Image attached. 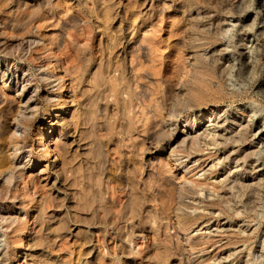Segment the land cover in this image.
Masks as SVG:
<instances>
[{"label": "rangeland", "instance_id": "rangeland-1", "mask_svg": "<svg viewBox=\"0 0 264 264\" xmlns=\"http://www.w3.org/2000/svg\"><path fill=\"white\" fill-rule=\"evenodd\" d=\"M197 54L202 58L193 68ZM56 59L68 66L66 74ZM109 60L124 65L133 89L140 85L147 90V99L163 103L155 106L159 113L152 127L157 129L163 120L164 136L147 138L148 129L142 125L146 106L137 103V132L129 136L123 132L121 108L105 102L104 87L95 81L97 68L104 71ZM0 63L13 73L6 85V76L0 73V105L8 100V106H25L33 94L28 106L37 107L25 133L19 126H14L12 138L6 132L3 155L16 162L26 151L36 158L32 171H42L41 185L46 177L50 182L55 179L46 212L54 213L56 220L65 217L69 224V232L63 229L51 247V260L57 264H264V0H0ZM195 70L206 74L211 93L222 90L183 106L191 101L189 89L194 85L185 81ZM23 73L39 81H23ZM43 73L52 87L40 79ZM69 89L74 90L71 95ZM49 96L54 103L69 101L74 118L66 122L57 118ZM174 103L176 111L171 114ZM210 107L214 112L198 134L211 129L215 138L208 136L202 150H185L183 131ZM239 123L250 128L248 137L221 144L220 135L229 131L234 135ZM59 131L64 146L55 150ZM109 183L123 186L122 196L128 199L124 204L111 203ZM20 188L25 202L32 205L39 193ZM176 206L186 213L175 215ZM5 210L7 206L0 203V213ZM22 213L29 217L34 208ZM116 213L133 225L139 253L121 254L113 245L119 238H113L109 229ZM187 214L190 223H177ZM33 226L29 218L28 231L21 234L22 245L14 255L5 234L11 225L0 217V256L6 249L7 264H17L24 250L28 261L33 260L41 246L51 243L43 234L29 248L27 235ZM151 226L158 228V242ZM177 233L185 238L179 240L180 248ZM190 239L195 246H190Z\"/></svg>", "mask_w": 264, "mask_h": 264}, {"label": "bare ground", "instance_id": "bare-ground-1", "mask_svg": "<svg viewBox=\"0 0 264 264\" xmlns=\"http://www.w3.org/2000/svg\"><path fill=\"white\" fill-rule=\"evenodd\" d=\"M142 4V3H141ZM101 18V17H100ZM109 20V19H108ZM60 44V43H59ZM110 46V45H109ZM118 46V45H117ZM109 48V47H108ZM118 49V48H117ZM197 53V52H196ZM118 54V53H117ZM145 56V55H144ZM202 58V56L200 57L199 54H197V56L194 58V64L192 65V67L194 68V66L196 67L195 63L200 62L198 59ZM42 59V58H41ZM96 61V60H95ZM53 62V61H52ZM46 67L48 66V61L45 63ZM54 64V63H53ZM55 64L57 65V67H60V69H63V71L68 72L69 68L68 66H64V63L60 60V59H56L55 60ZM106 66V67H105ZM105 70L102 71L101 69H99V67L97 68V71L95 73V81L97 82L98 86H102L104 87V89H102V93L104 94L105 97V102L109 103L111 102L112 104H114L115 106L121 108V115H122V130L123 132L129 136L135 132H137V124L134 121V115L136 113L134 106L137 103L138 106H146L143 111V113L146 115L145 117V121L142 123L143 127L148 129V136L147 138H154L155 136L159 137L160 136H164L167 132L165 130V122L163 120H161L159 127L157 129L153 128V122L154 120V116L157 115L159 113V110L156 109V105H160L163 106V103L160 104L159 103H155L156 100L154 101L155 98L147 99V90L145 88H142L140 85H136L137 88L133 89L131 87V84L129 82V79L127 77V72L126 69L124 67L123 64L119 63L117 64H112L111 60H109V62L105 65ZM62 67V68H61ZM3 65L0 63V73L1 76L4 77L6 76V79L4 81V85H6L5 83L11 78L12 74L10 72L7 73V71H5L3 69ZM12 72V71H11ZM95 72V70H94ZM132 72V71H131ZM16 73V72H14ZM11 74V76H10ZM64 74V75H65ZM141 74H136L137 77H139ZM205 73L195 70V71H189V79L187 81L192 82V84L194 86H191L189 89V94L191 95V101H185L184 103H182L183 106H190L192 105L191 103L206 99L209 95H213L215 96V94L219 95V92H221L222 88L216 89L214 90L212 93L210 91V87L209 84L205 78ZM32 74H27L25 75L24 73L22 74V80L26 81V82H31L32 80H35V82L39 81L37 79H33L32 78ZM145 77V76H142ZM147 77V76H146ZM61 78V77H59ZM40 79L45 83V85L49 86L51 84V87L53 86L52 81H50L49 77L47 76L46 73L41 74ZM140 79V78H139ZM208 79V78H207ZM60 80V79H59ZM61 82V81H60ZM135 82V81H134ZM139 84V82H138ZM188 85V84H187ZM25 84L22 85V89L25 88ZM61 86V85H60ZM189 86V85H188ZM90 87V86H89ZM83 90V89H82ZM33 93L36 92V90L34 89L32 91ZM67 93H70V95L74 92H72L71 89L66 91ZM149 93V92H148ZM33 95V94H31ZM31 95L25 100L24 104L25 106H8L9 105V101L5 100V102H3L0 105V203L1 204H5L7 206V210L2 211L0 213V217L6 221H8L9 226L11 225L10 229L8 232H6V236L9 239V247H12L14 249V255L17 254L16 249L19 248L22 245V238H21V234L25 233L28 231L27 228V222L29 221V218L32 219V223H34L35 226H33L32 228L29 229L28 235H27V241L30 242L33 240H35L36 238L42 236L43 234H45L46 238L48 240H50L48 244H45V246H41L39 248V256L33 260H29L27 259V253H24V251L19 255L17 261V264H34V261H40L42 262V264H57V261L55 260H51V254H50V249L51 247L54 245L55 241L60 238V235H62V230H64V232L68 233L69 230V224L65 221V217H61L58 218L57 220L55 219V215L54 213H50L48 214L45 210V204L47 202V198L48 195L51 193V189L54 187L55 183V179L50 182L49 179H47L48 177H46L45 182L41 185V183L38 181L39 178V174L42 172L40 169L39 170H35L32 171V168L34 167V165L36 164V158L30 154V152H26V151H22V158L20 161H13L12 159H8L7 157H5V155H3V148H4V136L5 134H7L6 132L9 130L10 131V135L9 138H12V136L16 133V129L14 128V126H19L24 130V133L26 132V129L30 126V122L33 119L34 113L36 111L35 106H28V104L30 103L29 100L31 98ZM48 95V94H47ZM46 95V96H47ZM18 96V95H17ZM23 98V97H22ZM26 98V97H25ZM24 98V99H25ZM2 99V98H1ZM48 102L50 103V105H52L51 107H54V112H55V116L57 118H59L60 120H63L64 122L66 121H70L74 118L75 115V108L72 105L68 106L69 101L64 100L63 102H55L51 101L52 97L49 96L47 98ZM97 100V99H96ZM147 100V101H146ZM193 100V101H192ZM1 101V100H0ZM17 101V99H16ZM20 101V99H19ZM22 102V101H21ZM147 102V103H146ZM179 102V101H178ZM136 104V105H137ZM15 105V104H14ZM106 105V104H105ZM173 107L169 110V112L171 114H174L176 111V103H174L172 105ZM106 107V106H105ZM142 108V107H141ZM52 112V111H51ZM60 112V113H59ZM142 112V111H141ZM158 112V113H157ZM161 112V109H160ZM203 112V111H202ZM214 109L213 108H208V110H206L205 112L201 113V115H199L198 118L193 119L191 122H189V117H187L184 122L185 124L183 125L184 127H186V124H192L191 126L188 125L189 127L185 129V132L183 131V138L181 140V144L185 147V150H191V149H197L202 150V146L207 144L208 142L206 141L208 136H211L210 138H215V131L211 129L206 131L204 134H198V130L204 126L206 124V122H208L209 118H208V114L213 113ZM62 113V114H61ZM224 113V112H223ZM80 114V113H79ZM161 114V113H160ZM119 115V114H118ZM120 115V116H121ZM162 115V114H161ZM170 115V114H169ZM54 116V117H55ZM163 116V115H162ZM171 117V116H170ZM88 118V117H87ZM95 118V117H94ZM90 119V118H89ZM93 119V118H92ZM116 119V118H115ZM119 119V118H118ZM163 119V118H162ZM86 120V118H85ZM218 120V119H217ZM227 119H223V121H226ZM140 121V120H139ZM238 121V120H237ZM236 121V123H237ZM70 123V122H69ZM86 123V122H85ZM219 123V122H218ZM224 123V122H223ZM220 124V123H219ZM225 124V123H224ZM158 125V124H157ZM238 127H241L239 129V131H236L234 133V135H230V131L227 133H224L223 135L221 134L220 136L222 137V142L221 144H224L226 142V140H230L233 142H237V141H242L245 140L248 135H249V131L250 128L246 127V126H241V124H237ZM164 126V127H163ZM183 127V130H184ZM206 127V126H205ZM95 130V129H94ZM94 132V131H93ZM67 133V132H66ZM44 136L47 135L45 134V132L43 133ZM73 135V134H72ZM96 135V134H95ZM94 135V136H95ZM56 140L53 144L54 149L55 150H59L60 147L63 148L64 146V136L61 133V131L57 132L56 134ZM140 138V137H139ZM50 140V136L48 138ZM48 139H45L41 144H43V146H46V142ZM156 139V138H155ZM160 139V138H159ZM6 140V138H5ZM17 141V139H15ZM153 140V139H152ZM72 141V140H71ZM132 141V145L136 144V140L135 138L131 140ZM66 142V141H65ZM207 142V143H206ZM51 143V142H50ZM69 143V142H68ZM154 143V142H153ZM68 146V145H67ZM47 152H50L49 147H46ZM183 148V147H182ZM54 150V151H55ZM99 150V149H98ZM171 153L172 155L175 154V149H171ZM61 151V150H60ZM68 151V150H67ZM127 152V151H126ZM179 154V151H177ZM176 152V153H177ZM181 152V151H180ZM189 152V151H188ZM51 153V152H50ZM170 153V154H171ZM183 153V152H182ZM187 153V152H186ZM58 154V153H57ZM190 154V153H189ZM176 155V154H175ZM184 155V154H183ZM186 155V154H185ZM188 155V154H187ZM65 156V155H64ZM125 156V155H124ZM103 156H101L102 158ZM178 159V158H177ZM176 159V160H177ZM111 161V160H110ZM130 165V164H129ZM59 166V165H58ZM25 168H30V173L26 174L24 169ZM35 169V168H34ZM66 170V169H65ZM133 170V168H132ZM61 171V170H60ZM119 174V177H122V173L121 170L118 168L116 170ZM69 172V171H68ZM52 176V175H51ZM69 177V176H68ZM115 177V176H114ZM96 178V177H95ZM167 180V178H165ZM60 181V180H59ZM125 181V180H124ZM137 181V180H136ZM64 182V181H63ZM66 183V182H65ZM152 183V182H151ZM192 183V182H191ZM49 184V185H48ZM95 184V183H94ZM248 184V183H247ZM20 185H22V187H24L25 190H28L29 187H31V189H33V193H39L38 196H36V201H34V203L32 205H30L28 202H25V198L23 196V194L20 192L21 188ZM66 185V184H65ZM75 185V184H74ZM80 185V184H79ZM98 185V183H97ZM45 186H48L47 189H44ZM77 186V184H76ZM109 197H110V201L113 204V202H115L116 200L118 202H121V204H124V201H127L128 199L125 196H122V187H115L113 184L110 185L109 183ZM129 186V185H128ZM127 186V187H128ZM80 187V186H79ZM97 187V186H96ZM62 189V188H61ZM69 190V189H68ZM88 190V189H87ZM86 191V190H85ZM97 191V190H96ZM55 193H59V191L55 190ZM129 192V191H128ZM179 193V192H178ZM247 193V192H246ZM68 194V193H67ZM118 195V197H116L115 195ZM175 194V193H174ZM101 196V195H100ZM150 196V195H149ZM142 197V196H141ZM96 198V197H94ZM64 199V198H63ZM88 199V198H87ZM148 199V198H147ZM72 200V199H71ZM90 201V200H89ZM147 201V200H146ZM92 202V201H90ZM66 203V201H65ZM68 204V202H67ZM71 204V202H70ZM74 204V203H72ZM76 204V203H75ZM192 205V204H191ZM57 206V205H56ZM117 206V205H116ZM29 207L34 208V213L32 215H30L28 217L27 213H22L24 210H28ZM59 207V206H58ZM71 207V206H70ZM74 208V207H73ZM172 208V207H171ZM72 210V209H70ZM110 210V209H109ZM176 213L175 215L179 216L183 213H186L185 211H182L179 207L176 206ZM54 211V210H53ZM65 211V210H64ZM83 211V210H81ZM52 212V211H51ZM57 212V211H56ZM62 212V211H61ZM60 212V213H61ZM69 212V211H68ZM71 213L74 212L70 211ZM69 212V213H70ZM101 212V211H100ZM173 212V211H172ZM31 213V212H30ZM78 213V212H77ZM86 214V213H85ZM113 214V213H112ZM59 215V214H58ZM57 215V216H58ZM69 215V214H68ZM174 215V214H173ZM87 216V215H86ZM114 216V215H113ZM115 216L117 218H115L113 224H111V227L109 229V233L110 235L114 238V237H118L119 239L115 242L113 241V245H116V248L119 249L121 254L124 253H133V252H137L139 253L140 251V247L138 242L135 243V241H133V236L135 235V232L133 231V225L132 224H128V223H124V221L126 220L124 217H120L118 216V214L116 213ZM59 217V216H58ZM91 217V216H90ZM114 218V217H113ZM98 221V220H97ZM191 219H190V215H185V217H182V220H178L177 223H181V224H186V223H190ZM52 223V224H51ZM56 224L55 226H53V224ZM192 224V223H191ZM80 225V224H79ZM77 226V225H76ZM148 226V225H147ZM182 226V225H181ZM105 227V226H104ZM94 228V227H93ZM186 228V227H185ZM47 229V232L53 231V236L50 237L47 232L44 233ZM76 229V228H75ZM73 229V230H75ZM161 229V227H160ZM180 229V228H179ZM89 230V229H88ZM94 230V229H93ZM151 230L156 232L154 235L155 238V242H158L157 240V236L159 234L158 233V228L151 226ZM139 231V230H138ZM142 231V230H141ZM182 231V230H181ZM184 231V230H183ZM178 232V230H177ZM73 233V232H72ZM150 233V232H149ZM186 234V233H184ZM88 235V234H87ZM233 235V234H232ZM182 235H180L179 233L176 234L177 240H176V247L180 248V239H185L181 237ZM48 237H50L51 239H49ZM67 237V236H66ZM108 237V236H107ZM233 237V236H232ZM110 238V237H108ZM175 238V237H174ZM237 238V237H236ZM235 238V239H236ZM24 239V238H23ZM135 239V238H134ZM138 239V238H137ZM152 240V239H151ZM187 240V239H186ZM194 240V239H193ZM234 240V239H232ZM58 241V240H57ZM183 241V240H182ZM203 241V240H202ZM230 241V240H229ZM213 242V241H212ZM228 242V241H227ZM27 243V242H26ZM25 243V244H26ZM37 243V242H36ZM59 243V242H58ZM133 245H132V244ZM190 246L194 245L195 243H191V239L189 241ZM138 244V245H137ZM28 245V244H27ZM91 245V244H90ZM97 245V244H96ZM137 245V247H135ZM32 246V243L30 246H28L29 248ZM105 246V245H104ZM103 246V247H104ZM111 246V245H110ZM181 246H183L181 244ZM195 246V245H194ZM39 247V246H38ZM55 247V246H54ZM112 247V246H111ZM185 247V246H184ZM33 248V247H31ZM89 248V246H88ZM136 248V249H135ZM11 249V248H10ZM91 249L92 245H91ZM116 250V249H115ZM182 250H184V248H182ZM188 250V249H187ZM54 251V250H53ZM29 252V251H28ZM35 252V251H34ZM56 252V251H55ZM89 252V251H88ZM177 252V251H176ZM7 250H4V253L0 256V264H7L6 263V255ZM118 253V254H120ZM152 253V252H151ZM186 254V252L184 253ZM188 254V253H187ZM155 255V254H154ZM181 255V254H179ZM168 256V255H167ZM32 257V256H31ZM186 257V256H185ZM34 258V257H33ZM56 259V258H55ZM128 259V258H127ZM167 260V259H166ZM188 260V259H186ZM185 260V261H186ZM54 261V262H53ZM246 261H249L248 259ZM146 262V261H145ZM176 262V261H175ZM129 263V262H128ZM136 263V261H135ZM190 263V262H189ZM193 263V262H192ZM36 264V263H35ZM41 264V263H40ZM131 264V263H130ZM195 264V262L193 263Z\"/></svg>", "mask_w": 264, "mask_h": 264}]
</instances>
